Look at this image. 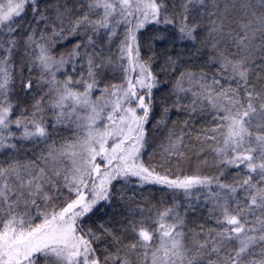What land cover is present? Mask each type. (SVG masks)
Listing matches in <instances>:
<instances>
[{"label":"snow or ice","instance_id":"1","mask_svg":"<svg viewBox=\"0 0 264 264\" xmlns=\"http://www.w3.org/2000/svg\"><path fill=\"white\" fill-rule=\"evenodd\" d=\"M0 264H264V0H0Z\"/></svg>","mask_w":264,"mask_h":264},{"label":"trees","instance_id":"2","mask_svg":"<svg viewBox=\"0 0 264 264\" xmlns=\"http://www.w3.org/2000/svg\"><path fill=\"white\" fill-rule=\"evenodd\" d=\"M151 34L150 30L149 31H145L144 32V38L146 39L149 35ZM119 41H117L118 43ZM70 46V45H69ZM157 48L160 49V46L157 45ZM26 71V70H25ZM111 73H110V78H111ZM116 76L118 77L119 74L117 73ZM167 89H163L162 91H157L156 95L157 97H160L164 94V92H166ZM22 103L27 105L28 103H30V98L28 97H24L22 98ZM159 114V108H157L156 110V115ZM187 118V115L185 113H176L173 112L171 114V120L169 121V124L172 123V121H176L177 122V127H181L183 121ZM206 122V119H200L197 118L194 128L195 129H199L201 127L202 124H204ZM152 121H150L149 125H147L149 132H148V136L150 139V145L147 148V153H152L154 151L158 152L159 151V145L164 142L163 141V133L161 131H152ZM68 133L67 132H63L61 131L58 135L54 134V139L59 140L60 137L62 136H67ZM37 151H39V149H37ZM27 158H33V153L32 152H27L26 153ZM157 159H159V156L156 157ZM209 160H211V156H208ZM145 159H147V155H145ZM193 163H195V160H193ZM204 171L206 173L212 172L214 171L211 168H204ZM129 197H132V192L129 191ZM179 199H183L182 196L178 197ZM135 199L136 202L139 204H147L149 202H151L152 204H156L159 200L164 199L167 201H170L172 199V195L170 192H163L160 190L159 186H147L145 187V189L140 190V189H136L135 191ZM111 209H103L101 210L100 213L97 214V218H102V219H107L108 214L110 213ZM208 215L207 209L204 207H200L195 213H189V215L187 216V223L190 227L194 226L195 224H199V223H204L205 219ZM96 219V218H94ZM209 224H211L212 222L209 221Z\"/></svg>","mask_w":264,"mask_h":264}]
</instances>
